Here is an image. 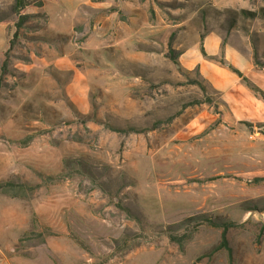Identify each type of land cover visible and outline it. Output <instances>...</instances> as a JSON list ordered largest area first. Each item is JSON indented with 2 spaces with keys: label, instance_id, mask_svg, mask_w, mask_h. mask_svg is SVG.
I'll list each match as a JSON object with an SVG mask.
<instances>
[{
  "label": "rangeland",
  "instance_id": "374dc122",
  "mask_svg": "<svg viewBox=\"0 0 264 264\" xmlns=\"http://www.w3.org/2000/svg\"><path fill=\"white\" fill-rule=\"evenodd\" d=\"M13 2L0 184L31 189L0 193V264H264V127L179 59L220 31L264 66V0Z\"/></svg>",
  "mask_w": 264,
  "mask_h": 264
},
{
  "label": "crops",
  "instance_id": "0c3cea01",
  "mask_svg": "<svg viewBox=\"0 0 264 264\" xmlns=\"http://www.w3.org/2000/svg\"><path fill=\"white\" fill-rule=\"evenodd\" d=\"M216 32V31H214ZM207 33L201 40L203 57L199 63L185 60L190 49L179 55L187 70L196 69L200 78L217 94L225 111L227 123L264 127V66L254 62L252 54L243 52L229 41L223 46V36ZM212 39H211V38ZM224 47L227 52L224 53ZM230 55V57H229ZM221 59L224 64L217 61ZM184 62H188L185 66ZM223 65L233 72L225 70Z\"/></svg>",
  "mask_w": 264,
  "mask_h": 264
},
{
  "label": "trees",
  "instance_id": "16d2710c",
  "mask_svg": "<svg viewBox=\"0 0 264 264\" xmlns=\"http://www.w3.org/2000/svg\"><path fill=\"white\" fill-rule=\"evenodd\" d=\"M41 3H39L40 5ZM28 5V0H14L13 2V12L18 16L19 20L17 23V28L20 27V25H22V23L24 22V20L28 17L27 15L23 14L24 13V9L25 7ZM263 14H264V10H262ZM173 60H175L173 58ZM25 188L27 189H31L27 186L24 185H19V184H14L12 182H6L4 184H0V193L3 194H8L12 197H20L21 195V191H23ZM224 233L225 230L223 231V244H224Z\"/></svg>",
  "mask_w": 264,
  "mask_h": 264
}]
</instances>
